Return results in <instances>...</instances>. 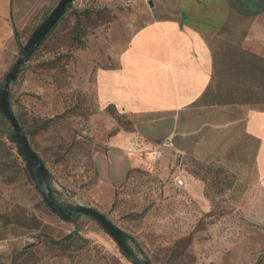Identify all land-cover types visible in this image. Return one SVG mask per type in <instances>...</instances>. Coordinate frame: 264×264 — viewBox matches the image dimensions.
Masks as SVG:
<instances>
[{
  "label": "rangeland",
  "instance_id": "1",
  "mask_svg": "<svg viewBox=\"0 0 264 264\" xmlns=\"http://www.w3.org/2000/svg\"><path fill=\"white\" fill-rule=\"evenodd\" d=\"M59 2L41 0L17 24L16 38L0 59V89ZM72 4L11 86L13 112L45 162L58 201L100 211L129 235L136 256L152 264H264V206L240 203L231 188L235 175L164 141L149 144L136 120L99 101L98 70L116 66L143 22L138 11L147 2ZM12 134L0 114L4 180L39 196ZM176 177L184 180L182 187L175 185ZM57 219L72 239L38 241L27 250L28 244L4 243L0 264H133L91 217Z\"/></svg>",
  "mask_w": 264,
  "mask_h": 264
},
{
  "label": "crops",
  "instance_id": "2",
  "mask_svg": "<svg viewBox=\"0 0 264 264\" xmlns=\"http://www.w3.org/2000/svg\"><path fill=\"white\" fill-rule=\"evenodd\" d=\"M41 0H0V59ZM115 67L96 76L98 98L164 141L235 175L243 205L264 206V0H145ZM0 244L59 241L69 231L31 187L4 179Z\"/></svg>",
  "mask_w": 264,
  "mask_h": 264
},
{
  "label": "water",
  "instance_id": "3",
  "mask_svg": "<svg viewBox=\"0 0 264 264\" xmlns=\"http://www.w3.org/2000/svg\"><path fill=\"white\" fill-rule=\"evenodd\" d=\"M75 0H60L57 7L51 12L48 18L33 32L28 43L23 47L21 56L7 74L4 86L0 89V114L9 121L13 134L11 141L15 145L19 156L25 162L28 173L35 184L40 196L46 206L53 214L66 222L72 221L76 215H85L95 220L118 244L121 251L133 264H152L149 260H140L129 244L125 241V232L118 228L100 211L79 206L74 211L65 212L54 200L50 186L51 174L40 155L33 149L27 135L24 133L11 106V86L17 81L21 68L30 60L37 49L43 44L45 38L56 27L65 14L67 7ZM32 243L26 246L25 250L34 247Z\"/></svg>",
  "mask_w": 264,
  "mask_h": 264
},
{
  "label": "trees",
  "instance_id": "4",
  "mask_svg": "<svg viewBox=\"0 0 264 264\" xmlns=\"http://www.w3.org/2000/svg\"><path fill=\"white\" fill-rule=\"evenodd\" d=\"M73 4H70L68 7H67V10H66V12L71 8V6H72ZM66 12H65V14L63 15V17L60 19V21L64 18V16L66 15ZM48 18V17H47ZM59 21V22H60ZM58 22V23H59ZM58 25V24H57ZM57 25H56V27H57ZM55 27V28H56ZM55 28L49 33V35L55 30ZM48 35V36H49ZM48 36L45 38V40H44V42L46 41V39L48 38ZM43 42V43H44ZM40 48V47H39ZM38 48V49H39ZM37 49V50H38ZM13 104H12V102H11V106H12ZM24 133L27 135V132L24 130ZM1 154V156L3 157V155H2V153H0ZM4 158V157H3ZM45 163V162H44ZM52 189V193H53V197H54V200H55V202L65 211V212H69V211H74V210H76L77 209V207L78 206H66V205H63V204H61L59 201H58V199L56 198V196H55V190L53 189V188H51ZM48 210L51 212V210L48 208ZM77 216V215H76ZM75 216V217H76ZM75 219V218H74ZM74 219L72 220V221H74ZM73 236H74V234L73 233H70V234H68L65 238H63V240H59V241H55V240H51V242H53L54 244H60V243H62V242H65V241H68V240H70V239H72L73 238ZM124 239H125V241L128 243V240L130 239V237H129V235L128 234H125V237H124ZM122 252V251H121ZM122 254L124 255V257H126L127 258V256L122 252ZM128 259V258H127Z\"/></svg>",
  "mask_w": 264,
  "mask_h": 264
},
{
  "label": "built area",
  "instance_id": "5",
  "mask_svg": "<svg viewBox=\"0 0 264 264\" xmlns=\"http://www.w3.org/2000/svg\"><path fill=\"white\" fill-rule=\"evenodd\" d=\"M175 185L177 187H182L184 185V180L181 179L180 177H176V179H175ZM0 247H3V244H1Z\"/></svg>",
  "mask_w": 264,
  "mask_h": 264
}]
</instances>
